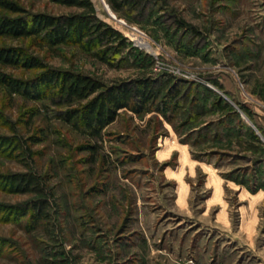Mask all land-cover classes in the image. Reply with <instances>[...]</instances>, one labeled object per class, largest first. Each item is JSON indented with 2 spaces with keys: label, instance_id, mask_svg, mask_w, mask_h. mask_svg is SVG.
Returning <instances> with one entry per match:
<instances>
[{
  "label": "rangeland",
  "instance_id": "374dc122",
  "mask_svg": "<svg viewBox=\"0 0 264 264\" xmlns=\"http://www.w3.org/2000/svg\"><path fill=\"white\" fill-rule=\"evenodd\" d=\"M90 1L130 44L112 65L75 45H0L108 87L146 77L158 88L177 83L184 104L170 121L158 111H122L95 142L56 119L66 106L0 93V137L42 140L28 158L1 150L0 175L33 172L49 189L38 224L16 216L33 194L0 189V204L14 208L13 216L0 212V264H231L264 253V0H146L128 15L134 21L106 0ZM21 6L82 13L49 0ZM5 71L22 80L42 72ZM87 144L99 146L92 160L79 151Z\"/></svg>",
  "mask_w": 264,
  "mask_h": 264
},
{
  "label": "trees",
  "instance_id": "16d2710c",
  "mask_svg": "<svg viewBox=\"0 0 264 264\" xmlns=\"http://www.w3.org/2000/svg\"><path fill=\"white\" fill-rule=\"evenodd\" d=\"M49 1L80 9L82 13L66 16L30 14L21 6V0H0V39L31 40L37 47L46 46L52 50L75 45L87 55L107 65L116 63L118 56L129 49L128 40L120 32L98 19L90 0ZM145 1L106 0L113 12L127 17L130 21L136 18L131 20L128 15L141 13ZM140 17L141 15H137V19ZM180 23L183 27L186 26L185 23ZM8 68L42 72L32 79L22 80L6 73ZM159 84L157 80L146 77L108 87L90 76L49 69L39 59L29 57L22 49L0 45V93L9 100L15 97L26 101L49 100L52 106H66V110L56 112V119L71 125L77 133L95 142L103 140L105 129L119 118L122 111L139 116L158 111L167 120L174 119L184 104L182 92L177 83L166 89L158 88ZM219 105L224 107L223 102ZM50 107L45 105L48 113ZM225 107L229 108L228 105ZM213 126L214 124H210L209 127ZM42 133L45 134L46 129L42 130ZM251 138L253 141H259L253 133ZM39 141L42 140H36L35 137H29L22 142L0 137V151L7 153L6 150L10 149L12 153L8 155L11 157L23 155L28 158L32 155V146ZM98 149L97 145L87 144L81 146L79 151L91 153L92 160ZM258 188L256 185L253 190ZM0 189L35 196L33 203H27L22 208L23 211L16 214L17 219L21 220L30 215V219L37 224L44 219L46 221L44 204L49 189L45 177L33 172L0 175ZM13 209L0 204V212L3 210L2 213L8 216H13Z\"/></svg>",
  "mask_w": 264,
  "mask_h": 264
},
{
  "label": "crops",
  "instance_id": "0c3cea01",
  "mask_svg": "<svg viewBox=\"0 0 264 264\" xmlns=\"http://www.w3.org/2000/svg\"><path fill=\"white\" fill-rule=\"evenodd\" d=\"M221 256L222 255H217L218 261L221 259ZM211 257L213 258L212 260L214 261V256ZM243 258L241 256L239 257L235 256V258L230 259L231 261L233 260V263L231 264H264V253L261 252H255L249 256L248 255L243 256ZM214 264H219V262Z\"/></svg>",
  "mask_w": 264,
  "mask_h": 264
},
{
  "label": "bare ground",
  "instance_id": "6f19581e",
  "mask_svg": "<svg viewBox=\"0 0 264 264\" xmlns=\"http://www.w3.org/2000/svg\"><path fill=\"white\" fill-rule=\"evenodd\" d=\"M113 15V14H112ZM113 17H114V15H113ZM144 45V44H143Z\"/></svg>",
  "mask_w": 264,
  "mask_h": 264
}]
</instances>
